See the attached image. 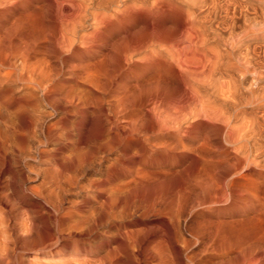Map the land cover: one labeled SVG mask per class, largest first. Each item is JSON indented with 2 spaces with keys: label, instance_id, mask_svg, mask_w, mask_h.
Instances as JSON below:
<instances>
[{
  "label": "rangeland",
  "instance_id": "1",
  "mask_svg": "<svg viewBox=\"0 0 264 264\" xmlns=\"http://www.w3.org/2000/svg\"><path fill=\"white\" fill-rule=\"evenodd\" d=\"M47 1L0 0L1 42L4 44L7 40L5 28L16 22V25L20 23L19 28L14 25L16 31L10 39L11 45L20 44V49H16L18 52L13 49L17 52L15 54L24 53L22 47L27 38L33 43L28 41L30 45L25 44L27 48L33 47L27 50L26 58L13 53L12 57L16 58L18 65L13 78L5 77L10 70L0 63V79H8L0 81L1 263L224 264L228 258L231 262L235 259L237 253H234V246L240 242L243 246L245 243L248 245L245 246L243 264H254V258L257 259L255 264H263L264 238L258 237H261L260 229L264 228V219L261 221L264 218V192L260 194L264 188V108L258 110L251 103L233 110V103L225 101L221 92L224 88L220 87L223 84L231 88L235 84L238 95L247 96L244 97L247 99L264 89V42L249 43L246 53L243 48L234 51L228 44L230 33L236 34L242 26L244 2L163 0V5L159 7L157 0H120L117 6L111 8H87L82 13V28L76 30L77 36L73 38V47H67L68 53L62 51L56 59L54 53L44 51L42 46L55 38L56 18L63 7L57 8ZM94 13L104 16V23L96 26L91 16ZM20 16L19 21L17 17ZM22 19L26 25L21 23ZM40 36L46 37L45 41L44 38L41 41ZM3 54L4 50L0 49V62ZM240 55L245 57L240 58ZM243 58L249 62L244 67L248 71L243 68ZM21 59H25L27 68L22 75ZM253 74L258 77L257 81ZM251 78L255 83L253 80L251 83ZM199 103L204 104L199 106ZM201 107L212 111L222 108L217 115L223 113L229 121L222 115L215 117L207 114L210 118H204L203 114V117L196 116L195 111L198 112ZM237 113H241L240 118L239 114L237 117L239 121L241 118L245 121L254 119L261 124L263 137L257 142L263 147L255 162L251 161L255 151L249 147L248 162L240 164L238 161L245 153L238 154L244 150L238 151L239 145L229 143L225 137V133L230 132L228 128L234 126V119L229 114ZM170 114L179 116H175L177 121L173 116L169 117ZM167 116L169 119L173 117L176 124L172 120L171 127L160 126L170 121L164 119ZM220 118H223L222 121ZM226 120L231 125L225 123V126ZM168 147L176 152L169 151ZM226 148L231 150L230 153ZM222 152L227 155L221 158ZM202 154L207 157L206 160L201 158ZM211 155V161L207 160ZM213 155L221 161L216 162ZM211 169L218 172L214 174L215 180L209 178ZM227 172L230 175L224 178ZM207 179L214 183L206 182ZM236 180L238 183H235ZM154 182L164 187L167 184L165 190L169 193L168 197L179 196L185 200L188 210L184 206V209L181 208L185 210H181L184 216L191 210L193 213L195 210L196 214L202 212L198 204L191 208L196 198L203 197L199 191L202 183L224 185L229 195L235 190L244 199H253V206L247 209L253 207L255 212L248 210L249 214L241 217L238 209L231 210L228 220L235 223L248 220L243 225L246 223L249 226L237 223L241 231L244 229L241 236L238 226H233L237 230L232 229L230 233L231 245L235 242L228 252L230 254L216 257L209 248L205 250L200 240L184 231L183 228L194 216H185V222L178 217L172 218V222L165 216L164 219L156 215L151 208L152 202H156L159 196L157 193L155 199L156 191L153 189L157 185ZM229 182H233L235 189L231 184L229 187ZM151 188L154 193H151ZM250 188L254 189L253 192ZM141 200H147V203ZM254 217L261 218L258 220L260 225ZM248 218L253 219L249 221ZM159 220H165L167 227L159 226ZM251 221L257 224L253 226ZM174 225L176 233L171 230ZM49 233L54 234L49 236L51 239ZM261 234L263 237L264 232ZM253 236L257 242L252 239ZM37 241L41 245L33 243ZM161 242L169 245V260L160 253ZM249 254L251 257L247 259ZM248 260H253V263ZM233 264L236 263L233 261Z\"/></svg>",
  "mask_w": 264,
  "mask_h": 264
},
{
  "label": "bare ground",
  "instance_id": "2",
  "mask_svg": "<svg viewBox=\"0 0 264 264\" xmlns=\"http://www.w3.org/2000/svg\"><path fill=\"white\" fill-rule=\"evenodd\" d=\"M6 1H8V0H6ZM122 1V0H121ZM120 0H48L47 2H48V4H50V5H55L57 8H59V7H63L62 8V11L58 14V16H57V18H56V20H57V23H56V26H57V37H56V34H55V38H53V40H51V41H49L48 42V44H46V42H45V44H46V46H45V44H44V46H42L43 48L42 49H44V51L46 50L47 52H52V53H54V57L56 58V59H59L58 57L62 54L61 52L63 51H65L64 53H68V49L69 48H67V47H69V46H71V47H73L72 45H73V43H74V41L75 40H73V38H75V36H77L76 35V30L79 28L80 29V27L82 28V26H81V21L82 20H84V17H83V14L82 13H84L85 11H86V9L87 8H92V7H96L97 9H101V8H104V7H109V8H111V6H114V5H116L117 3H120L121 2ZM158 1V2H157ZM156 2L157 3H159L160 5H159V7H161L162 5H163V3H164V1L163 0H157ZM243 2H244V7H243V11H244V13H242V26L240 27V29H239V31L235 34H231L230 33V35H229V37H230V43H228V44H230V49H232V50H234V51H236V49L238 50V49H240V48H243L242 50H244L245 51V53L249 50V47H248V44L249 43H255V42H264V0H242ZM9 2H10V0H9ZM143 3V2H142ZM117 6V5H116ZM37 9V8H36ZM114 11H116V10H114ZM27 12H28V10H27ZM26 12V13H27ZM111 12V11H110ZM28 14H30V13H28ZM117 14V13H116ZM56 15V14H55ZM22 17H24L23 16V14L21 15ZM21 16L18 18L17 17V20H21ZM32 16V14H30V17ZM91 16L93 17V19H94V22L96 23H94L96 26H98V24H102V23H104V16H101L100 14H96V13H94V14H91ZM26 17H27V14H26ZM30 17H29V19H30ZM106 17V16H105ZM28 18V17H27ZM24 19V18H23ZM23 19H22V22L21 23H23L24 21H23ZM53 19H55V18H53ZM26 22H28L26 19H24ZM86 20V19H85ZM54 22V21H53ZM83 22H85V21H83ZM17 23H18V21H17ZM25 23V22H24ZM23 23V24H24ZM20 24V23H19ZM18 24V25H19ZM11 25V26H10ZM8 27L9 28H5V31H6V37H7V40H5V43L3 44L2 42H1V40H0V49L1 50H4V54L2 55L3 57L1 58L2 60H1V65H4V66H6V67H8V69L10 70L9 72L7 71V73L5 74V77L6 78H13L15 75L14 74H16V71H17V67H18V65H16V58H15V60H14V57H12V55H14L15 53H17L18 51L16 50V49H18L19 47H20V44H14V45H11V35H13L14 34V31H16L15 29H16V27H17V29L19 28V26L18 25H16V22H15V24L13 23H11ZM16 27H15V26ZM24 25H26V24H24ZM29 26V25H28ZM47 27V26H46ZM22 29V28H21ZM54 29V28H53ZM49 30V29H48ZM3 31H4V28H3ZM5 31H4V33L3 34H5ZM54 31V30H53ZM44 32V31H43ZM26 33V32H25ZM36 35H38L36 32H34ZM96 33V32H95ZM28 34V33H27ZM30 34V33H29ZM43 34V33H42ZM50 34H51V32H50ZM97 34V33H96ZM23 35V34H22ZM41 35V34H40ZM42 36V35H41ZM39 37V39L42 41V39L45 41V38L46 37ZM43 36H45L44 34H43ZM2 37H4V36H2ZM30 37H31V35H30ZM33 37V36H32ZM35 37V36H34ZM6 39V38H5ZM29 39V40H28ZM36 39V37L33 39V40H35ZM20 40V39H19ZM30 38H27V41H26V43L29 41L30 42ZM39 40V41H40ZM2 41H4L3 39H2ZM11 41V42H10ZM24 41V40H23ZM37 41V40H36ZM43 41V42H44ZM8 44H7V43ZM31 42H32V40H31ZM30 42V44H32L33 45V43H31ZM25 42H24V45H23V47L22 48H24V50L22 51V52H24V53H21V54H15L16 56L17 55H21L23 58H26L27 57V54H28V51L27 50H29L30 48H27V46H29L30 44L29 43H27V44H29V45H27ZM39 43V42H38ZM6 44V45H5ZM13 44V43H12ZM25 44L27 45V46H25ZM35 44V43H34ZM32 45L30 46V47H32ZM38 45V44H37ZM39 45H41V44H39ZM25 46V47H24ZM16 50L15 52H14V50ZM20 49V48H19ZM31 49H33V47L31 48ZM30 49V50H31ZM36 49V48H35ZM38 49H40V48H38ZM67 49V50H66ZM264 49V48H263ZM13 50V51H12ZM37 51V50H36ZM72 51V50H71ZM1 52H3V51H1ZM33 52V51H32ZM74 52V51H73ZM14 53V54H13ZM40 53V52H39ZM43 53V52H42ZM233 53V52H232ZM2 54V53H1ZM46 55V54H45ZM245 55V54H244ZM241 56L240 55V58L241 57H245V56ZM15 56V57H16ZM155 56V55H154ZM247 57V56H246ZM162 58V57H161ZM20 59V58H19ZM152 59V58H151ZM151 59H149V60H151ZM157 59V58H156ZM238 59H239V57H238ZM159 60V59H158ZM157 60V61H158ZM162 60V59H161ZM19 61V60H18ZM21 61H22V59H21ZM24 61H25V59H24ZM24 61H22L21 63H22V65H21V75H22V72H23V70H25V72H26V65H25V63H24ZM62 61V60H61ZM190 61V60H189ZM236 61H238V60H236ZM239 61H240V63H241V59H239ZM244 61V62H243ZM243 63H242V65H244L243 66V68L245 67V66H248V63L249 62H247L244 58H243ZM98 62V61H97ZM150 62V61H149ZM153 62H155V61H153ZM161 62V61H160ZM178 62V61H177ZM182 63V62H181ZM0 65V66H1ZM19 65H20V62H19ZM242 65H240L241 67H242ZM250 65H252V64H250ZM249 65V66H250ZM30 65H28L27 67H29ZM264 66V65H263ZM20 67V66H19ZM33 67V66H32ZM31 66L29 67V68H32ZM83 67V66H82ZM81 66H80V68H82ZM252 68H254L253 67V65L251 66ZM26 68V69H25ZM246 68V67H245ZM245 68H244V70H245ZM250 68V67H249ZM259 68V67H258ZM31 71V70H30ZM36 71V70H35ZM245 71H248L247 69L245 70ZM28 72V71H27ZM1 74V73H0ZM74 74H76V73H74ZM157 74V73H156ZM242 74V73H241ZM256 74V73H255ZM255 74H253L252 76H254L253 78L257 81V79H258V77L256 78V76H255ZM14 75V76H13ZM26 75V74H25ZM78 75V74H77ZM159 75V74H158ZM244 75V74H243ZM257 75H259V76H261V74L259 73H257ZM264 75V74H263ZM13 76V77H12ZM17 76V75H16ZM19 77H21L20 76V73H19V75H18ZM27 76V75H26ZM157 76V75H156ZM23 77V76H22ZM160 77V76H159ZM158 77V78H159ZM5 78V79H6ZM18 78V77H17ZM158 78H157V80H158ZM260 78V77H259ZM262 78V77H261ZM2 79V78H1ZM1 79H0V81H1ZM3 80V82L5 81L4 79H2ZM8 80V79H7ZM6 80V81H7ZM11 80H13V79H11ZM28 80H29V78H28ZM160 80V79H159ZM252 78H251V83H252ZM255 80H253V82L255 81ZM263 80H264V78H263ZM262 80V81H263ZM5 81V82H6ZM2 82V83H3ZM31 82V81H30ZM36 82V81H35ZM255 83V82H254ZM253 83V84H254ZM48 84V83H47ZM259 84V83H258ZM2 85V84H1ZM31 85V84H30ZM45 85V84H44ZM223 85V84H222ZM220 86L222 89H223V91H221L222 92V94H223V96L225 97L224 99H226L225 101H227L228 102V100L229 101H231L233 104H232V108H233V110H238V108H241L242 106H244V105H247V104H254L255 106H256V108L259 110V108H261V109H263L264 108V89L262 90L261 89V91L262 92H257L256 94L255 93H253V91L254 90H252L251 88V91H252V93L253 94H251V98L250 99H247V98H244V97H247V96H244V97H242V96H239L238 95V91H237V89L235 88L236 87V85L235 84H233V86L230 88L228 85L226 86V87H224V85L223 86ZM250 85H252V84H250ZM143 86V85H142ZM257 86V85H256ZM31 87H33V86H31ZM42 87V86H41ZM247 87H250V86H247ZM262 87V86H261ZM220 88V89H221ZM233 88V89H232ZM257 88V87H256ZM264 88V87H263ZM9 89V88H8ZM221 89V90H222ZM242 89H244V88H242ZM248 89V88H247ZM5 90V89H4ZM42 90V89H41ZM47 90V89H46ZM45 90V91H46ZM244 90H246V88L244 89ZM257 90V89H256ZM3 91V90H2ZM6 91H7V89H6ZM11 91V90H10ZM49 91V90H48ZM48 91H46V92H48ZM118 91V90H117ZM251 91H250V93H251ZM259 91H260V89H259ZM125 92H127L126 90H125ZM11 93V92H10ZM4 94V93H3ZM8 94V93H7ZM6 94V95H7ZM122 94V93H121ZM132 94V93H131ZM239 94H241V92L239 93ZM243 94H245V93H243ZM242 94V95H243ZM124 95V94H123ZM205 95V94H204ZM247 95V94H246ZM249 95V94H248ZM115 96H117V95H115ZM222 96V95H221ZM223 96H222V98H223ZM8 97V96H7ZM129 97H130V95H129ZM206 97V96H205ZM4 98V97H3ZM201 98H204V96H201ZM207 98V97H206ZM249 98V97H248ZM117 99V98H116ZM134 99V98H133ZM202 100V99H201ZM208 100V99H207ZM125 101V100H124ZM202 101H205V98H204V100H202ZM224 101V102H225ZM206 102V101H205ZM204 102V103H205ZM207 102H209V101H207ZM227 102H225V103H227ZM204 103H202V104H204ZM201 103H199V106L200 105H202ZM206 104V103H205ZM208 104V103H207ZM206 104V105H207ZM231 104V103H230ZM211 105V104H210ZM204 107H206L205 105H203ZM202 106V107H203ZM201 107V109L200 108H198L197 110H199L198 112H196L195 111V114H196V116H201L202 114L204 115V118H205V116L207 115V114H210L211 116H215V115H217L219 112H220V109H222V108H217L219 111L217 112L216 110L215 111H212V110H207V109H205V108H202ZM208 107V106H207ZM211 107V106H210ZM214 107V106H213ZM216 107V106H215ZM209 108V107H208ZM227 108V107H226ZM229 108V107H228ZM211 109V108H210ZM215 109V108H214ZM225 110V109H224ZM227 110V109H226ZM232 110V109H231ZM217 112V113H216ZM222 112V111H221ZM220 112V113H221ZM225 112V111H224ZM239 112V111H238ZM226 113V112H225ZM234 113V112H233ZM144 114V113H143ZM177 114V113H176ZM176 114H175V116H176ZM223 114V113H222ZM222 114H219V115H222ZM238 114H239V117H238ZM240 114L241 113H237V114H229L230 115V118H232L233 117V119H234V122H236V123H234L233 122V127L231 128V129H229L228 128V130L230 131L229 133H225V137H227V139H228V142L229 143H231V144H233V145H239V150L238 151H240V150H244V152H241L240 154H238L239 152L238 151H236V149H235V151L236 152H238L237 154H238V156H240V155H243L244 153V157H243V159L241 160V161H238L240 164H245V163H247L248 162V154H249V150H250V148L251 149H253L254 151H255V155H254V157H253V159L251 160L252 162H255V160H256V158H258L260 155H261V152H262V147L263 146H261L260 145V143H258L257 142V140H258V138H260L261 136H262V134H261V129H260V126H259V122L257 123L256 122V120H254V119H252V120H249V121H245V120H243L244 118H241L242 120H237V117H238V119L240 118ZM178 115V114H177ZM203 115H202V117H203ZM210 115H208L209 116V118H210ZM219 115H217L218 117H220ZM224 116H225V114H223ZM222 115V116H223ZM169 117L170 116H173V115H168ZM167 116V118H164V119H166V121H168L167 119H169V117ZM175 116H173L174 117V119L176 120V118H175ZM199 116V117H200ZM208 116H206L207 118H208ZM223 116V117H224ZM173 117H171V119H169L170 121H168V122H164V123H162V120L160 121L161 123H162V125H160V123H159V125L160 126H165V127H171L172 126V120L175 122H173L174 124H176V121L173 119ZM177 118L179 117V116H176ZM216 117V116H215ZM217 117V118H218ZM214 118V117H213ZM224 118H226L227 119V117H224ZM229 118V117H228ZM163 119V120H164ZM216 119V118H215ZM221 119V121H222V119L223 118H220ZM152 120V119H151ZM228 120V119H227ZM225 121L224 122V125H225V123H229L228 121ZM231 120V119H230ZM134 121V120H133ZM132 121V122H133ZM157 123V124H158ZM179 124L180 123H178L177 122V127L178 128H180L179 127ZM230 124V123H229ZM134 125V124H133ZM170 125V126H169ZM231 125V124H230ZM261 125V124H260ZM173 126H176V125H173ZM226 126V125H225ZM224 126V127H225ZM167 127V128H168ZM228 127V126H227ZM136 128V127H135ZM166 128V129H167ZM175 128V127H174ZM177 128V129H178ZM160 129H161V127H160ZM163 130H164V128H162ZM135 130V129H134ZM226 130V129H225ZM227 132V131H226ZM263 137V136H262ZM225 139V138H224ZM181 142V141H180ZM227 142V143H228ZM178 143V142H177ZM209 143V142H208ZM229 143H228V145H229ZM224 144V143H223ZM171 145V144H170ZM174 145V144H173ZM178 145V144H177ZM201 145H203V144H201ZM220 145V144H219ZM227 145V146H228ZM263 145V144H262ZM225 146H226V142H225ZM230 146V145H229ZM165 147V146H164ZM174 147H175V145H174ZM230 147H232V146H230ZM236 147V146H235ZM250 147V148H249ZM168 148H170V147H168ZM167 148V150H169ZM171 148H172V146H171ZM171 148H170V150L169 151H171ZM173 149V148H172ZM209 149V148H208ZM234 149V148H233ZM237 149H238V147H237ZM174 150V149H173ZM217 150V149H216ZM226 150H227V148H226ZM204 151H206V149H204ZM222 151V150H221ZM228 151V150H227ZM229 151H231V150H229ZM227 152V153H230V152ZM233 151V150H232ZM252 151V150H251ZM171 152H176V150L175 151H171ZM179 151H177V153H178ZM203 152V151H202ZM234 152V151H233ZM204 153V152H203ZM208 153V152H207ZM207 153H206V156H207ZM223 153V152H222ZM227 153L225 154V153H223L222 155H218L219 157H221V156H226L227 155ZM232 153V152H231ZM235 153V152H234ZM254 153V152H253ZM172 154V153H171ZM203 156L201 157V158H204L205 160H206V158L204 157L205 155L204 154H202ZM183 156V155H182ZM81 157V156H80ZM217 157V154H216V156H215V158ZM228 157H230V155L228 156ZM233 157V156H232ZM242 157V156H241ZM251 157V156H250ZM214 158V155H213V159H215ZM222 158V157H221ZM231 158V157H230ZM172 159V158H171ZM191 159V158H190ZM193 159H196V158H193ZM203 159V160H204ZM211 159H212V155H211V158L209 159H207V160H210L211 161ZM219 159V158H218ZM218 159H215V160H217L216 162H218V161H221V159L220 160H218ZM225 158H223V160H224ZM204 160V161H205ZM215 160H213V161H215ZM231 160V159H230ZM262 161V160H261ZM191 162H193V161H191ZM195 162H196V160L194 161V163L193 164H195ZM228 162H229V160H228ZM249 162H250V160H249ZM208 163H210V162H208ZM221 163V162H220ZM224 163V162H223ZM207 164V163H206ZM226 164H227V162H226ZM249 164V163H248ZM256 164V163H255ZM261 164V163H260ZM209 165V164H208ZM211 165V164H210ZM213 165V164H212ZM215 165V164H214ZM262 165V164H261ZM181 166V165H180ZM216 166H218V165H216ZM227 166V165H226ZM186 167V166H185ZM221 167H222V165H221ZM247 167H248V165H247ZM246 167V168H247ZM193 168V167H192ZM208 168L210 169L211 167H209L208 166ZM213 168V167H212ZM231 168V167H230ZM185 169V168H184ZM208 169V170H209ZM212 170V169H211ZM218 171H219V169H217ZM227 170V169H226ZM237 170V169H236ZM236 170H235V172H236ZM259 170V169H258ZM184 172V171H183ZM186 172V171H185ZM209 172V171H208ZM215 172H217V171H215ZM214 172V170H212L211 172H209V173H211V177H209L210 179H214L215 180V177H214V174L216 175V173ZM231 172V171H230ZM237 172H238V170H237ZM218 173V172H217ZM241 173V172H240ZM225 174V176H224V178H226V176H229L230 175V173H224ZM223 174V175H224ZM234 174V173H233ZM232 174V175H233ZM188 175V174H187ZM251 175V174H250ZM255 175V174H254ZM205 176H206V174H205ZM212 176L214 177V178H212ZM243 176V175H242ZM246 176V175H245ZM167 177V176H166ZM187 177V176H186ZM247 177V176H246ZM250 177V176H249ZM253 177V176H252ZM252 177H250V178H252ZM256 177V176H255ZM258 177V176H257ZM206 178V177H205ZM204 178V179H205ZM208 178V177H207ZM223 178V180H225ZM233 178V177H232ZM241 178V177H240ZM240 178H238V179H240ZM249 178V179H250ZM260 178V177H259ZM262 178H263V176H262ZM228 179V178H227ZM235 179H236V177H235ZM255 179V178H254ZM254 179H252L253 180V182H254ZM156 180V179H155ZM201 180H203L202 178H201ZM219 180V179H218ZM244 180H247V181H249L248 180V178L246 179H244ZM251 180V179H250ZM260 180V179H259ZM156 181H158V180H156ZM165 181V180H164ZM163 181V182H164ZM200 181V180H199ZM208 181H210V180H208L207 179V181L206 182H208ZM222 181V180H221ZM227 181V180H226ZM232 181V180H231ZM238 180H236L235 181V183L237 182ZM240 181L241 180H239V183H240ZM161 182V181H160ZM166 183L168 182L167 180L165 181ZM165 182H164V184H165ZM196 182H198V181H195L194 183H196ZM201 182H204V181H201ZM210 182H212V181H210ZM224 182V181H223ZM223 182H221L222 184H224ZM245 182V181H244ZM243 182V183H244ZM251 182V181H250ZM250 182H247V183H250ZM264 182V181H263ZM162 183V182H161ZM205 183V182H204ZM204 183H202L201 184V187H200V192H201V194L203 195V197H199V198H196V200L195 201H193L194 203L193 204H191L192 206H191V208H193V206H194V204H198L199 206H200V208L202 209V212H199V213H195V210H194V213L192 212L193 210H191V211H187L188 210V208H186V205H185V200L182 198V197H179V196H176V197H174V196H170V197H168V194L169 193H167V191L165 190V188H167V184L165 185L166 187H164L163 186V184L162 185H159L158 186V184H155V182L153 183V184H155V186L156 187H154L155 189H153L154 190V192H155V194H154V196H156L155 197V199L157 198V196H158V201H157V199H156V202H152V204H151V208H152V210L156 213V215L158 214V215H160V216H162V217H166L167 219H169V220H171L172 222H173V219L172 218H176V217H178V218H181V220L183 221V222H185V216H184V214L182 215V211H184L185 212V210H182V209H184V208H186L187 210V216H194L193 218V220L191 221V222H189V223H187L186 225H185V228H183V229H185L184 231H186V233H188V235H190V236H192V237H194V238H197L198 240H200L204 245H205V250H207L208 248H209V250L217 257V256H220V255H225V257H227L226 256V253H228L229 251H231L232 250V246H234V244L233 243H235V242H233L232 243V245H231V240H230V238L232 239V233H231V231H232V229H233V231L235 230H237V227H236V229H234V228H232L233 226H238V228L240 229L241 227H239V225H237V223H239V224H241L242 223V225H243V222H247V221H245V220H238V221H236L237 223H235V222H233V221H230V220H228L227 219V216L228 215H230V213H231V210H235V209H238L239 210V212L238 213H240V215H241V217L242 216H247L249 213H247L248 212V210H251L252 212H255V209L253 208H251V209H247V208H249V207H251V206H253L252 204H251V201H253V199L252 200H249V198L248 199H244L243 197H241L239 194H240V192H239V194L236 192L235 193V190H232L231 188L229 189V190H232V191H234V193H231L230 195L229 194H227V191H226V189H225V186L223 185V186H215V185H210L209 183H206V184H204ZM214 182H212L211 184H213ZM233 183V182H232ZM231 182H229L228 183V185L229 184H231L232 185V187L234 188L235 186H233L234 184H232ZM238 183V182H237ZM242 183V182H241ZM240 183V184H241ZM169 184V183H168ZM198 184V183H197ZM209 184V185H208ZM227 184V183H226ZM258 184V183H257ZM192 185H194V184H192ZM243 185H245V183L243 184ZM242 185V186H243ZM251 185H252V182H251ZM256 185V184H255ZM260 185V184H259ZM263 185H264V183H263ZM169 186H171V185H169ZM195 186H196V184H195ZM239 186V185H238ZM241 186V185H240ZM247 186V185H246ZM245 186V187H246ZM254 186V185H253ZM174 188L176 187V186H173ZM226 187H228V186H226ZM229 187H230V185H229ZM252 187V186H251ZM255 187V186H254ZM256 187H257V185H256ZM184 188V187H183ZM187 188V187H186ZM237 188V187H236ZM241 188V187H240ZM239 188V189H240ZM262 187H260V189H261ZM171 189H172V187H171ZM176 189V188H175ZM191 189H193V188H191ZM235 189V188H234ZM245 189V188H244ZM246 189H247V187H246ZM251 189V188H250ZM256 189V188H255ZM259 189V190H260ZM183 190V189H182ZM188 190V189H187ZM241 190V189H240ZM249 190V189H248ZM252 190H254V189H251V191ZM259 190H258V192H259ZM263 190H264V188H263ZM263 190H261L260 191V194L262 193V192H264ZM169 191V190H168ZM191 191H194V190H191ZM198 191V192H199ZM242 191V190H241ZM246 191V190H245ZM257 191V190H256ZM153 191H152V188H151V193H154ZM164 192H165V194H164ZM171 192V191H170ZM180 192V191H179ZM243 192V191H242ZM241 192V193H242ZM253 192V191H252ZM252 192H251V194H252ZM158 193V195H156ZM166 193H167V197H166ZM174 193V192H173ZM172 193V194H173ZM183 193H185V191L183 192ZM188 193V192H187ZM191 193V192H190ZM194 193H195V191H194ZM193 193V194H194ZM216 193H218V194H216ZM246 193H248L247 191H246ZM161 194V195H160ZM198 194V193H197ZM197 194H196V196H197ZM242 194H244V192L242 193ZM249 194V193H248ZM247 194V195H248ZM256 194H258L257 192H256ZM263 194V193H262ZM176 195V194H175ZM217 195V196H216ZM229 195V196H228ZM264 195V194H263ZM263 195H261V196H263ZM153 198H154V196L153 195H151ZM150 196V197H151ZM192 196H194V195H192ZM214 196V197H213ZM252 196H253V194H252ZM258 196V195H257ZM260 196V195H259ZM144 197V196H143ZM145 197H147V196H145ZM149 197V196H148ZM151 197V198H152ZM198 197V196H197ZM150 198V199H151ZM152 198V199H153ZM195 197H192V199H194ZM264 198V197H263ZM141 199H143L142 198V196H141ZM151 199V200H152ZM254 199H255V197H254ZM262 199V198H261ZM147 200H148V198H147ZM147 200H141L143 203H144V201H146L145 203H147ZM258 200V199H257ZM256 199H255V201H257ZM154 201V200H153ZM263 201V200H262ZM257 202H259V201H257ZM188 202H186V204H187ZM192 203V202H191ZM259 203H261V201L259 202ZM258 203V204H259ZM190 204V203H189ZM189 204H187V205H189ZM256 204V203H255ZM263 205H264V203H263ZM184 206V208H182ZM220 206V207H219ZM182 208V209H181ZM257 208V207H256ZM259 208V207H258ZM263 208H264V206H263ZM148 209V208H147ZM151 210V209H150ZM151 210V211H152ZM182 210V211H181ZM259 210V209H258ZM257 210V211H258ZM260 211H262V209L260 210ZM264 211V210H263ZM146 212V211H145ZM260 213V212H259ZM261 213H263V212H261ZM257 215H258V213H257ZM259 215H261V214H259ZM258 215V217H261V216H259ZM263 215V214H262ZM159 216V217H160ZM187 216H186V218H187ZM255 216V215H254ZM159 217H157L158 219H159ZM165 217H164V219H165ZM229 217V216H228ZM250 217H252V216H250ZM156 218V217H155ZM177 218V219H178ZM246 218V217H245ZM255 218V217H254ZM262 218V217H261ZM261 218H259V219H261ZM167 219H166V221H167ZM249 219V218H248ZM253 219V218H252ZM252 219H249V221L250 220H252ZM256 219V218H255ZM259 219H256V222H258V220ZM264 218H262L261 219V221L263 220ZM176 220V219H175ZM175 220H174V222H175ZM188 220V219H187ZM60 221V220H59ZM160 222L158 223L159 224V226H161V227H163V226H165V227H167V222L165 221V220H159ZM189 221V220H188ZM168 222H170V221H168ZM177 222H179V219H178V221ZM252 222V225L253 226H255L254 225V222L253 221H251ZM251 222H249L250 223V225H251ZM260 222V221H259ZM258 222V223H259ZM171 223V222H170ZM236 224V225H235ZM171 225V224H170ZM182 225V224H181ZM241 225V226H242ZM245 225H247V226H249L248 224H246L245 223ZM245 225H243L244 227H245ZM251 225V226H252ZM259 225H260V223H259ZM262 225H263V223H262ZM172 226H173V224H172ZM172 226H170V227H172ZM180 226V225H179ZM243 226H242V228H243ZM246 226V227H247ZM181 227V226H180ZM183 227V226H182ZM261 227V226H260ZM263 227V226H262ZM31 228V227H30ZM164 228V227H163ZM175 228V225H174V227L171 229V230H173ZM177 228V227H176ZM56 229V228H55ZM60 229V228H59ZM167 229H169V228H167ZM245 229H247V228H245ZM264 229V228H263ZM263 229H260V230H262L263 232H264V230ZM170 230V231H171ZM244 230V229H243ZM241 231V229L240 230H238V232H239V235H240V233H242V232H244V231ZM262 231H261V233H262ZM36 232H39V231H37V229H36ZM60 232V231H59ZM137 232V231H136ZM139 232V231H138ZM173 232H175L176 233V231H174L173 230ZM40 233V232H39ZM39 233H38V235H39ZM231 233V234H230ZM234 233V232H233ZM236 233V232H235ZM260 233V235H261V237H258V238H264V236L262 237V234ZM52 235H54V234H50L49 233V235H48V237L49 236H52ZM231 235V236H230ZM235 235V234H234ZM236 235H237V233H236ZM239 235H237L238 236V238H239ZM37 236V235H36ZM137 236V235H136ZM136 236H134V237H136ZM162 236V235H161ZM160 236V237H161ZM189 236V237H190ZM241 236V235H240ZM243 236H245V235H243ZM257 236H258V234H257ZM256 235H255V237H257ZM39 237H40V235H39ZM39 237H38V239H39ZM55 236H53V238H54ZM254 237V236H253ZM252 238V239H254V241H256V238ZM50 238V237H49ZM52 238V239H53ZM172 238V237H171ZM235 238V237H234ZM233 238V239H234ZM244 238V237H243ZM51 239V238H50ZM50 239H48V240H50ZM56 239V238H55ZM169 239V238H168ZM178 239V238H177ZM239 239H241V238H239ZM245 239V242L247 241L246 240V238H244ZM251 239V240H252ZM54 240V239H53ZM165 240V239H164ZM179 240V239H178ZM235 240V239H234ZM241 240H243V239H241ZM250 240V241H251ZM258 240V239H257ZM40 241V240H39ZM166 241V240H165ZM182 241H183V239H182ZM237 241H239V240H236V242ZM244 241V240H243ZM260 241V240H259ZM162 242H163V240H162ZM161 242V243H162ZM169 242V241H168ZM172 242V241H171ZM175 242V244H178V243H176L177 241H174ZM173 242V243H174ZM185 242H186V240L184 241V243H182V244H185ZM257 242V241H256ZM261 242V241H260ZM263 242H264V239H263ZM33 243H35V245H36V243L39 245L40 243H38V241L37 242H33ZM160 243V244H161ZM239 243V245L237 246V244ZM253 243H255V242H253ZM166 244H167V242H166ZM172 244V243H171ZM180 244V243H179ZM187 244V243H186ZM189 244V243H188ZM252 244V243H251ZM250 244V245H251ZM257 244V243H256ZM255 244V246L257 247V245ZM260 244H262V243H260ZM41 245V244H40ZM244 244L242 243V245H241V243L240 242H237L236 243V245L234 246L235 248H236V251L234 252V253H237V255L235 256V259H232L236 264H243V262H244V253H246L245 252V250H246V248H245V246H246V243H245V246H243ZM264 244H262V246H263ZM169 246V245H168ZM168 246H166L165 245V242H164V244L162 243V246H159V247H161L159 250H161V252L160 253H162V255L163 256H166L167 258H166V260L168 259V258H170V257H168L169 256V254H171L170 252H168ZM173 246V245H172ZM180 246V245H179ZM184 246V245H183ZM248 246V245H247ZM246 246V247H247ZM259 246H261V245H259ZM261 246V247H262ZM159 247H157V249L159 248ZM171 247V246H170ZM169 247V248H170ZM249 247H251V246H249ZM173 248V247H172ZM264 248V247H263ZM178 249V248H177ZM249 249H251V248H249ZM248 249V250H249ZM257 249V248H256ZM259 249V248H258ZM262 249V248H261ZM260 249V251H259V253L263 250H261ZM179 250H181V249H179ZM204 250V251H205ZM210 251H208L209 253H210ZM251 251V250H250ZM264 251V250H263ZM157 252H158V250H157ZM156 252V253H157ZM172 252V251H171ZM175 252V251H174ZM249 251H247V253H248ZM206 253V252H205ZM257 253V252H256ZM159 254V253H158ZM228 254H230V253H228ZM162 255H158V257H160L161 256V258L160 259H162ZM201 255V254H200ZM207 255V254H206ZM210 255V254H209ZM258 255H260V254H258ZM0 256H1V254H0ZM260 256H262V255H260ZM206 257V256H205ZM214 257V256H213ZM249 257H251V255L249 254V256L247 257V259L249 258ZM255 257V256H254ZM253 257V258H254ZM259 257V256H258ZM207 258V257H206ZM234 258V257H233ZM262 258V257H261ZM264 258V257H263ZM2 259V258H1ZM1 259H0V264H2L1 263ZM212 259V258H211ZM215 257H214V260L213 261H215ZM223 259V258H222ZM250 259V258H249ZM164 261H166L165 260V257H164V259H163ZM169 260V259H168ZM220 260H221V258H220ZM225 260V259H224ZM229 260V261H228ZM228 260H225L224 261V264H225V262L227 261V262H229V264H233V261L231 262L230 260H231V258L229 259L228 258ZM255 260H256V262H257V259L256 258H254V262H255ZM261 260V259H260ZM207 261V260H206ZM212 261V260H211ZM222 261V260H221ZM249 261V260H248ZM253 261V260H252ZM252 261H249V262H252ZM3 262V261H2ZM209 262H210V260H209ZM218 262V261H217ZM220 262V261H219ZM223 262V261H222ZM247 262V261H246ZM248 262V263H249ZM255 262V263H256ZM262 262V261H261ZM260 262V263H261ZM212 263V262H211ZM214 263V262H213ZM221 263V262H220ZM253 263V262H252ZM254 263V264H255ZM263 263V262H262ZM173 264V263H172ZM223 264V263H222ZM228 264V263H227ZM258 264V263H257ZM264 264V263H263Z\"/></svg>",
  "mask_w": 264,
  "mask_h": 264
}]
</instances>
